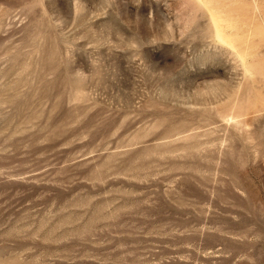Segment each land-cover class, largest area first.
<instances>
[{
    "label": "rangeland",
    "instance_id": "374dc122",
    "mask_svg": "<svg viewBox=\"0 0 264 264\" xmlns=\"http://www.w3.org/2000/svg\"><path fill=\"white\" fill-rule=\"evenodd\" d=\"M0 264H264V0H0Z\"/></svg>",
    "mask_w": 264,
    "mask_h": 264
}]
</instances>
